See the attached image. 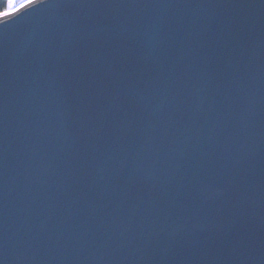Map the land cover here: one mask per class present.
I'll return each instance as SVG.
<instances>
[{"label": "water", "instance_id": "obj_1", "mask_svg": "<svg viewBox=\"0 0 264 264\" xmlns=\"http://www.w3.org/2000/svg\"><path fill=\"white\" fill-rule=\"evenodd\" d=\"M0 261L264 264V0L0 20Z\"/></svg>", "mask_w": 264, "mask_h": 264}, {"label": "snow or ice", "instance_id": "obj_2", "mask_svg": "<svg viewBox=\"0 0 264 264\" xmlns=\"http://www.w3.org/2000/svg\"><path fill=\"white\" fill-rule=\"evenodd\" d=\"M47 3V0H6L0 6V20L9 22V18L17 17V14L25 12V10H34L36 6ZM0 264H3L0 261Z\"/></svg>", "mask_w": 264, "mask_h": 264}, {"label": "trees", "instance_id": "obj_3", "mask_svg": "<svg viewBox=\"0 0 264 264\" xmlns=\"http://www.w3.org/2000/svg\"><path fill=\"white\" fill-rule=\"evenodd\" d=\"M5 2L6 0H0V6H2Z\"/></svg>", "mask_w": 264, "mask_h": 264}]
</instances>
